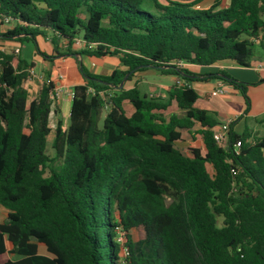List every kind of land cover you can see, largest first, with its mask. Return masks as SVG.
Segmentation results:
<instances>
[{
  "label": "trees",
  "instance_id": "obj_1",
  "mask_svg": "<svg viewBox=\"0 0 264 264\" xmlns=\"http://www.w3.org/2000/svg\"><path fill=\"white\" fill-rule=\"evenodd\" d=\"M209 1L0 0V23L9 18L10 27L0 38L33 42L49 63L29 101L35 62L0 51V205L9 211L0 264H264V137L237 133L240 116L219 146L222 122L197 106L193 87L222 81L247 113L248 83L188 67L251 68L257 42L264 52V0ZM39 39H49L51 54ZM84 57L115 58L119 67L95 74ZM149 69L178 78L166 99L125 88ZM62 79L73 97L50 157L48 122ZM184 132L201 146L179 149ZM8 253L19 259L2 260Z\"/></svg>",
  "mask_w": 264,
  "mask_h": 264
},
{
  "label": "rangeland",
  "instance_id": "obj_2",
  "mask_svg": "<svg viewBox=\"0 0 264 264\" xmlns=\"http://www.w3.org/2000/svg\"><path fill=\"white\" fill-rule=\"evenodd\" d=\"M264 18V17H263ZM40 48L42 51L47 53L46 49L49 46L47 42H41L39 41ZM48 54V53H47ZM255 54L257 56L258 60L264 61V52L260 49L258 42L255 46ZM21 58L25 60L27 63L35 62V68L33 70L34 77L31 81V89H30V98L29 101L36 98L39 94L40 88H37V86H41L43 82L45 81V75L47 71V65L45 63H39L36 59V52H35V45L33 42H25L21 47ZM112 63H108L106 66V70L110 69L111 67L115 66L114 61H110ZM103 70V69H102ZM213 72H216L219 70V68H212ZM231 76L235 77L232 73H229ZM174 76L171 75H160L159 72H156L155 70L151 73H140L136 75V81L135 79L131 82H126L125 88H130L134 84H136L142 93H145L153 98H162L166 99V89L168 86H171L174 83ZM262 80V79H261ZM244 82L248 83L247 86V97L249 98L250 102V108L247 113L244 112L245 105H244V99L239 93V99L237 100L236 107L242 111V118L238 121V123L235 126V131L239 134H242L243 132L251 133L253 138H258L263 136L264 137V122L262 121L264 116V79L263 82H252L251 80L247 79L244 80ZM33 84V85H32ZM63 85L62 82H58V87L61 88ZM197 89H210L212 86L214 88L217 87V81L213 80L210 82H197L195 83ZM166 86V87H165ZM38 90H37V89ZM200 101L203 105L204 95L200 91ZM67 96L65 93H61L59 96L54 95L52 97V112L49 116V122L48 126L50 128V133L47 136L46 140V153L50 156H54V150L52 148V142L55 137V129L57 125V121L61 120L64 124V128L68 125V119H69V108L68 103L69 100L67 99ZM200 104V105H201ZM125 108L127 113H130V104L125 103ZM175 110V107H172L170 111ZM106 115V110H103L101 114V120ZM239 116V115H238ZM184 138H191V136L184 132L183 134ZM198 138V140H197ZM196 140H193L191 142V147H199L200 146V139L199 137H196ZM186 145L185 143H182L180 145V149L188 153L189 150L187 148H184L183 146ZM208 170L212 172V169L210 166H208ZM133 237L136 239V235L133 233ZM7 258H14L13 255H7Z\"/></svg>",
  "mask_w": 264,
  "mask_h": 264
},
{
  "label": "crops",
  "instance_id": "obj_3",
  "mask_svg": "<svg viewBox=\"0 0 264 264\" xmlns=\"http://www.w3.org/2000/svg\"><path fill=\"white\" fill-rule=\"evenodd\" d=\"M213 1L214 0H210L207 3L206 6L211 5V3ZM226 1L227 0H224V2H226ZM9 28H10L9 26H6V25L0 23V34L6 32ZM39 41L47 42V44L49 46L47 47L46 51H47L48 54H51L52 45H51L49 39H47V40L39 39ZM17 47H20V54H21V47L22 46L19 43L8 41V40H3V39L0 38V51H14ZM36 59L38 60L39 63H45L47 65V70H48V68H49V63L48 62H46L43 58H41L40 56H37V55H36ZM80 60L82 61V63L91 72H93L95 74H103V75L104 74H108V73H111L114 69L119 67V62L115 58L96 59V58H88V57L86 58V57H84V58H81ZM110 61H114L115 66H113L110 69L106 70V66H109L107 64L108 63H112ZM259 61L260 60H258L256 58L254 63L252 64L251 68L239 67V66H236V65H234L232 63H222V64L208 66V67H197V66H193V65L188 66V67L190 68L191 71H193L195 73H211V72H213L212 68H219V69H223V70L227 71L228 73H232L235 76V78H237L238 80L244 81V80L249 79L252 82H257V81H259L261 79H264V71H258L256 69V67H255L256 63L259 62ZM152 71H154V69H149V70H146V71L137 72L134 75L132 81L134 79L136 81V79H137L136 75H138L140 73H147V72L151 73ZM156 72H158V71H156ZM160 75H162V74H160ZM173 78H174V83H177L179 81L177 77L174 76ZM60 82H62L63 85H64L63 79L60 80ZM208 82H210V81H208ZM28 86H29V93H30L31 84L29 82H28ZM41 86H37V88L41 89ZM57 87H58V84H57ZM131 87H133V86H131ZM168 87H170V86H168ZM193 87L196 89V91L198 93L201 91L203 93V95H204L203 105L201 104V102H198L197 106L199 108H202V109H206V110H210V111L216 112L217 115H218V118L221 120L222 123L226 122V121H229V120H236L237 118L242 116V111H240V109L236 107V104H238V106H239V102L237 103V100L239 99V92L237 90H235L232 86L226 85L222 81H217V87L216 88H214V86H212L210 89L204 88V89L199 90V89H197L195 83L193 84ZM216 89L224 90V94L221 95V96L212 97L211 93L214 90H216ZM69 91H71V89L66 87V90H65L64 93L67 96L66 100L67 99L69 100L68 108H69V112H70L72 98L69 95ZM199 95H200V93H199ZM244 105H245V103H244ZM173 107H175V106H173ZM175 110H176V107H175ZM175 110H172L170 112H174ZM132 112H133V108L131 106L130 113L129 114L127 113V115H130ZM168 113H169V111L166 114H168ZM197 140H198V138H197ZM197 140L195 139L196 142H197ZM192 141H193L192 137L190 139L189 138L186 139L183 136L182 139L177 142V146L180 149V145L182 143H185L186 145H184L183 147L187 148L189 150L190 146H191L190 144H191ZM200 146H201V141H200ZM8 215H9V211L7 209L3 208L0 205V224H3V223H5L7 221ZM38 252L41 255H47L46 249L42 245H40L38 247ZM7 255H13L14 258H7ZM7 259L17 260V259H19V257L14 255V254H9L8 253V254H5L3 256L2 260H7Z\"/></svg>",
  "mask_w": 264,
  "mask_h": 264
},
{
  "label": "built area",
  "instance_id": "obj_4",
  "mask_svg": "<svg viewBox=\"0 0 264 264\" xmlns=\"http://www.w3.org/2000/svg\"><path fill=\"white\" fill-rule=\"evenodd\" d=\"M4 25H9V18H5L4 19ZM77 45H81L79 41L76 42ZM15 54H19L20 53V47H17L14 51H13ZM256 69L258 71H264V61H259L256 63ZM33 77H34V72L33 71H30V77L28 79V82L31 83V81L33 80ZM179 83V82H178ZM66 90V87L64 85L61 86V88L59 87H56V90H55V95L56 96H59L61 93H64ZM224 94V90L222 89H216L214 90L212 93H211V96L212 97H217V96H221ZM69 95L70 97L72 98L73 97V92L72 90L69 91ZM232 120H229V121H226V122H223L215 131H214V139L216 140V142L218 143L219 146H226L227 145V142H228V133H229V126H230V122ZM240 146V142H236L234 144V147L235 148H238ZM118 241L119 242H122V237L119 236L118 238ZM123 253V256H127L128 255V251L127 249H124L122 251Z\"/></svg>",
  "mask_w": 264,
  "mask_h": 264
}]
</instances>
